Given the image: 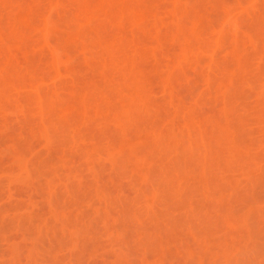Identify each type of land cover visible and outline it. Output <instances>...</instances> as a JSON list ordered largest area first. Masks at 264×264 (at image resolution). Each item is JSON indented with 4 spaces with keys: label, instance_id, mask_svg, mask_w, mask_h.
Masks as SVG:
<instances>
[{
    "label": "rangeland",
    "instance_id": "obj_1",
    "mask_svg": "<svg viewBox=\"0 0 264 264\" xmlns=\"http://www.w3.org/2000/svg\"><path fill=\"white\" fill-rule=\"evenodd\" d=\"M0 264H264V0H0Z\"/></svg>",
    "mask_w": 264,
    "mask_h": 264
}]
</instances>
